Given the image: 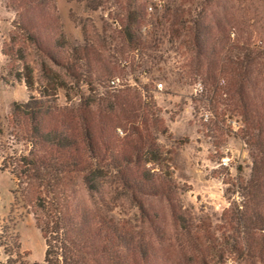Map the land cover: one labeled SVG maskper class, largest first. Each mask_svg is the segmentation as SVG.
Instances as JSON below:
<instances>
[{"label": "trees", "instance_id": "16d2710c", "mask_svg": "<svg viewBox=\"0 0 264 264\" xmlns=\"http://www.w3.org/2000/svg\"><path fill=\"white\" fill-rule=\"evenodd\" d=\"M147 1L85 0L91 11L113 9L100 29L82 28L79 44L67 41L55 0H7L17 14L1 47L8 74L38 95L13 102L8 126L28 150L1 168L34 216L42 264H264V0H196L185 12L183 68L208 85L215 117H242L252 159L248 176L238 173L242 201L199 224L175 198L188 189L176 179L150 86L123 82L149 80L172 59L168 49L159 55L172 31H141ZM167 14L155 20L167 23ZM154 198L166 200L167 217L149 207ZM10 237V247L0 239L7 264L20 251L17 233Z\"/></svg>", "mask_w": 264, "mask_h": 264}, {"label": "rangeland", "instance_id": "374dc122", "mask_svg": "<svg viewBox=\"0 0 264 264\" xmlns=\"http://www.w3.org/2000/svg\"><path fill=\"white\" fill-rule=\"evenodd\" d=\"M195 2L196 0L147 1V19L141 31L147 33L152 30L157 37L165 36L172 31V43L165 39V44L159 48V55L168 49L172 59L160 60L149 80L126 77L123 78V82L136 87L141 83H148L150 86L149 98L160 107V116L168 128L169 136L166 143L173 151L172 163L176 179L180 185L188 189L182 195L177 194L178 198L177 196L175 198L195 218L193 222L199 224L204 217L214 219L216 215L229 209L231 203L242 201L237 186L238 173L247 177L252 159L243 139L242 117L233 112L215 117L209 109L208 85L204 84L200 76H191L189 65L183 68L186 64L183 62V55L187 50L182 46V41L189 27L185 20V12L192 4L195 5ZM55 3L67 41L79 44L83 38L82 28L85 27L87 30L99 28L100 19H107L108 12L113 9L110 5L109 11L103 9L91 11L85 6V0H55ZM166 13L167 17L169 16L167 23L155 20ZM201 17L204 19V10ZM16 18L17 14L7 6V0H0V239L10 247L12 243L10 235L17 233L19 237L22 250L20 249L18 253L13 252L10 264H42L45 244L36 227L34 216L28 211L29 208L25 209L22 202L16 199V183L10 170L1 168V164L28 150L25 143L17 141L11 135L8 126L7 117L11 115L13 102H23L30 94L38 95L37 90H26L23 83L8 74V62L1 52L3 42L9 38L13 29L12 21ZM230 32L231 38H234L238 33V27H232ZM137 59L133 52L129 54L130 62ZM146 64L152 66L151 62ZM171 68L174 75L168 73ZM160 82L163 84L161 89L157 88V83ZM198 82H201L204 88L203 92L195 94L194 85ZM153 83L155 86H151ZM225 83L224 79L220 80L221 85ZM142 95L145 98L148 94L142 92ZM58 103H65L62 91L58 94ZM205 111H209V120L212 121L204 120ZM233 119L237 120L239 125L233 126L231 124ZM225 154L231 157L230 166H218L220 157ZM149 201V207L155 210L159 219L167 217L162 214V209L165 213L167 205L164 198ZM186 218L192 219L190 216ZM4 226L11 229L2 230ZM174 228L179 227L170 225V229ZM6 259L3 247L0 246V264H7ZM226 261H229V264H239L237 260L233 261L230 258Z\"/></svg>", "mask_w": 264, "mask_h": 264}, {"label": "built area", "instance_id": "2783aa9c", "mask_svg": "<svg viewBox=\"0 0 264 264\" xmlns=\"http://www.w3.org/2000/svg\"><path fill=\"white\" fill-rule=\"evenodd\" d=\"M149 9L151 10L152 7L150 6ZM110 84L113 85V86H118L120 84L119 78L112 79L110 81ZM162 85L163 84L161 82L160 83H157V88L161 89L162 88ZM203 88L204 87H203V85H202L201 82L196 83L194 85V92H195V94L203 92ZM209 114H210L209 111H205L203 113L204 120H206V121L209 120V118H210V115ZM231 124L233 126H236V125H239V122L237 120L233 119V120H231ZM217 164H218V166L229 167L230 164H231V157H229L227 154H225V155H223V156L220 157V159H219V161H218Z\"/></svg>", "mask_w": 264, "mask_h": 264}, {"label": "crops", "instance_id": "0c3cea01", "mask_svg": "<svg viewBox=\"0 0 264 264\" xmlns=\"http://www.w3.org/2000/svg\"><path fill=\"white\" fill-rule=\"evenodd\" d=\"M1 166H2V164H1ZM20 249H21V246H20ZM22 250V249H21Z\"/></svg>", "mask_w": 264, "mask_h": 264}]
</instances>
